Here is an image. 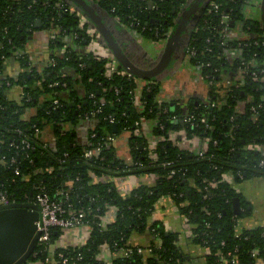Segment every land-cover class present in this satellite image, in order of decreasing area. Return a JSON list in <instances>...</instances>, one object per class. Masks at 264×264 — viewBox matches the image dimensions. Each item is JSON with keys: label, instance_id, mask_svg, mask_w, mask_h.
Segmentation results:
<instances>
[{"label": "trees", "instance_id": "obj_1", "mask_svg": "<svg viewBox=\"0 0 264 264\" xmlns=\"http://www.w3.org/2000/svg\"><path fill=\"white\" fill-rule=\"evenodd\" d=\"M58 1L0 0V193L16 197L19 206L39 209L32 201L39 185L53 198L61 197L58 191L69 193L64 204L68 213L91 210L85 218V223L92 227L86 243L77 247H57L53 253L56 262L58 255L63 253L75 258L78 264H105L98 259V254L107 244L114 254L110 264H185V255L178 243L180 232L166 230L160 221L150 222L157 202L171 197L193 241L210 249L208 264H224L218 252L227 254L229 251L235 254L238 264H264V225L240 230L238 221L249 210L235 187L246 178L264 176V166L260 164L264 160L261 151L264 147L262 68L252 66L239 87H223L227 101L222 105L215 96L217 84L222 83L225 75H236L243 60L256 55L258 63L264 62V45L261 44L264 29L244 13L251 0H205L197 19L192 18L188 23L183 34L185 45L196 50V55L189 60L209 84L211 101L193 99L187 110L179 107L172 110L157 102L155 85L146 86L142 98L138 99L136 77L128 78L127 70L120 64L118 72L108 78L107 55L77 50L83 45L89 47L94 31L91 22L82 24L75 14L60 9ZM88 1L106 23L109 24V20L119 22L155 41L170 36L183 12L182 5L189 8L193 2ZM212 1L219 4L217 9L211 7ZM154 4L157 7L151 9ZM223 11L230 13V25L242 24L248 38L231 39L224 29L217 27ZM134 18L139 25L133 24ZM38 19L40 27L36 26ZM143 25L147 30H142ZM51 27L58 30L51 40L52 46L64 47L67 42L63 38L67 36L74 39L73 44L67 43L63 57L56 58L41 73L32 68L16 78H3L1 72L8 59L15 58L23 68L29 66V58L23 53L27 38L38 28ZM257 40L261 42L255 44ZM232 50L238 52L233 58L228 54ZM67 66L76 69L85 91L83 98L72 95L68 101L58 95L74 82L63 71ZM253 71L258 77L253 76ZM208 75L214 84L209 83ZM56 82L58 84L54 85ZM14 85L22 87L20 101L10 100L6 95L7 88ZM44 94H52V98L42 101ZM54 98L60 101L57 108L53 106ZM239 105L244 106L242 111ZM28 107H37L38 112L26 121L22 115ZM186 114L193 115L192 123L183 121ZM148 117L158 121L155 128L158 142L153 151L144 136L135 133L142 119ZM202 117H206V123H201ZM86 118L94 119L95 124L88 129L86 141L82 142L71 126ZM47 124L52 128V140L43 136ZM115 125L117 132H114ZM179 129H185L189 138H209L206 149L193 151L169 140L170 132ZM124 131L131 132V164L116 156L111 141V137ZM23 140L32 147L23 149ZM99 144L101 149H97ZM88 149H93L94 154L87 159L84 153ZM151 153L156 158L150 156ZM166 162L171 164L165 165ZM131 175L153 178L151 183L142 182L123 194L117 180ZM227 175L233 178V183L224 180ZM236 198L240 202L239 213L234 210ZM112 206L118 208L117 217L107 227H102L101 217ZM146 231L154 234L157 241L149 245L153 248L151 253L140 254L129 240L132 235ZM59 235L60 229L54 227L53 244ZM127 247L134 248L129 255L123 250ZM255 250L259 260L253 256ZM48 254L39 247L30 260L53 264L46 262Z\"/></svg>", "mask_w": 264, "mask_h": 264}, {"label": "crops", "instance_id": "obj_2", "mask_svg": "<svg viewBox=\"0 0 264 264\" xmlns=\"http://www.w3.org/2000/svg\"><path fill=\"white\" fill-rule=\"evenodd\" d=\"M252 6V5H251ZM247 6L244 9V13L247 18L258 21L261 18L260 8L255 6ZM89 22V20H88ZM108 24V23H107ZM109 27L113 31L120 46L128 54L131 60L142 68H149L155 65L160 60L165 47L166 40L155 41L138 31L131 29L126 25H122L119 22L109 20ZM242 24L237 22L235 26L230 30L229 37L231 39H245L249 37V34L242 30ZM97 34L98 32L94 30ZM58 33L57 28L51 27L38 28L33 31L27 38L23 53L27 54L29 58V66L22 67L20 62L15 58L8 59L5 63L4 69L1 72L3 78H16L21 72L28 70H36L42 72L48 66H50L56 58L63 57L67 49V43L73 44V37H64V41L67 42L64 47L52 46L51 40ZM86 46L77 48L80 52L84 53ZM94 47L98 49V53L102 55H109L112 53L107 48L103 38L100 34L94 41ZM102 53H101V52ZM229 56H237L238 52L235 50L228 52ZM64 73L72 78L74 81L72 86L61 90L58 95L68 100L72 95L77 98H83L85 91L76 69L72 66L64 67ZM136 96L141 99L145 88L149 85H155L157 92L155 97L160 104H166L167 107L174 110L175 108L188 109L190 101L198 98L202 102L211 101L209 97V84L202 78L200 70L197 66L191 63L187 57L178 58L174 56L166 71L159 74L152 79L137 78ZM147 86V87H146ZM224 86L219 83L217 88L218 104H223L227 101L226 94L224 92ZM149 90V89H148ZM6 95L10 100L20 101L23 98L22 87L19 85L10 86L6 90ZM52 98V94H44L42 101H47ZM145 103V102H144ZM217 102L213 103L216 104ZM143 104L140 102L139 106ZM37 107H28L24 110L22 118L26 121L32 119L37 115ZM94 119H82L79 123L72 125V129L76 132L80 141L85 142L87 138L88 129L94 124ZM158 121L156 118L148 117L141 121L140 128H137L136 133L139 136H144L145 141L149 148H154L158 142V136L155 134V128ZM70 127V128H71ZM43 136L45 139L52 140L53 132L50 125H46L43 129ZM131 132L124 131L117 136H113L111 141L115 147L116 156L124 162L132 163V152L130 142ZM181 137V135H180ZM178 143H181L182 147L187 145L192 148L189 150L200 151L205 148L203 139L195 137L192 142L182 140L178 138ZM264 154V147L261 148ZM151 176L139 177L131 175L123 179H118V188L121 192L128 188H134L142 182H152ZM236 189L240 192L242 198L247 202V208L249 213L244 214L239 220V228L254 229L264 225V176H254L246 178L240 183L235 184ZM111 211V210H110ZM110 212L108 218L110 219ZM160 221L166 230L171 232H180L178 237L179 247L185 255V264H208L207 255L210 254L209 248L202 246L199 243H195L193 238L189 234V228L186 224L184 217L180 215L179 210L171 197L161 198L151 215L150 222ZM92 227L88 224L82 226H75L70 229L60 231V235L55 242L53 248L57 247H77L86 243ZM156 237L150 231H146L142 234L132 235L129 243L134 246H149L151 243L156 242ZM98 258L105 264H110L113 259L112 250L107 247H103L98 254Z\"/></svg>", "mask_w": 264, "mask_h": 264}, {"label": "built area", "instance_id": "obj_3", "mask_svg": "<svg viewBox=\"0 0 264 264\" xmlns=\"http://www.w3.org/2000/svg\"><path fill=\"white\" fill-rule=\"evenodd\" d=\"M260 2H261V0H251V1L248 2V4L245 6V8L248 5L249 6L253 5V3L257 7L260 8ZM210 5H211V7H214L216 9L219 7V4L216 1H212L210 3ZM58 7L60 9H62L64 12H69L71 14H75L81 20L82 24L88 22V19L74 5H72L70 3L69 4L65 3V0H59L58 1ZM156 7H157L156 4H154V5H152L151 9H155ZM184 7L185 6L182 5V9ZM220 14H221V16L219 18V22H218L217 27L224 29L225 30V34L227 33V37H229L230 30L232 29V27L230 25V13H227V12L223 11ZM135 23L137 25L140 24V22L138 21L137 18H134L133 24H135ZM142 30H147V26L143 25L142 26ZM149 30H151V28H149ZM139 33H141V32H139ZM91 36H92V41H91L89 47H85L84 48L85 49L84 53L88 54L90 52H94L97 55H102V54L98 53L99 52L98 49L93 47L95 38L97 37V34L93 31V32H91ZM262 39H263L262 42L257 40V41H255V44H259V42H261V44L264 45V33L262 34ZM239 40H243V39H239ZM240 45L243 46L242 43H240ZM186 50H187L186 51V57L188 59H190V57L196 55L195 48H192V47L188 46ZM21 53L22 52H20V54ZM107 56L109 57V63L107 64L106 74H107L108 78H111L114 73L118 72L119 63L116 61V59L114 58L113 55H111V54L108 55L107 54ZM54 62H55V60H53L52 64ZM83 65H84L83 63H80V66H83ZM252 66L253 67H261L262 69H261L260 72L261 73L264 72V62L258 63L257 57H256V55H254L251 58L243 60L240 63V66H239V68L237 70L236 75H234L233 77H229V76L225 75L223 80H222V83H220L221 86L222 85L224 87H234V86L235 87H239V86H241V84L243 83L244 75L247 72H249V70H250V68ZM126 74H127L128 78H130V79L135 77L132 73H130L128 71L126 72ZM252 74H253V76L258 77L256 71H253ZM206 77L209 79V83L210 84H214L213 80H212L213 78H211L209 75L206 76ZM57 84H58L57 82L54 83V85H57ZM218 85H219V83L217 84V86ZM103 104H104V102H102V105ZM59 105H60L59 99L58 98H54L53 99V106L55 108H57ZM243 108H244L243 105H239V111H242ZM254 109H255V107H253V110ZM193 120H194V117H193V115H190V114H186L184 116V118H183V121L185 123H192ZM200 121H201V123H206V117H202ZM136 131H137V129L135 130V133H136ZM180 135H181V137H180ZM36 136H38V133L36 134ZM93 136H95V134H93ZM178 138H182V140H185L186 142L187 141L192 142V140L195 139V137L189 138L188 133L186 132L185 129H179L177 131L170 132L169 137H168L169 140L175 141V142H178ZM111 139H112V137H111ZM208 142H209V138H203V143H204V146H205V148L203 150L206 149ZM22 144H23V146H22L23 149H29V148L32 147V145L26 140H23ZM155 147L154 148H150V150L153 151L155 149ZM183 148L191 149L192 147L187 145V146H185ZM253 148H258V147H253ZM97 149H101L100 144L97 146ZM203 150H200V151H203ZM93 154H94V150L93 149H88V150L85 151L84 157L88 159V158H91L93 156ZM150 156H152L153 158H156V155L153 154V153H151ZM170 164H171V162H166L165 163V165H170ZM260 164L262 166H264V160H262ZM15 172L19 173V171L17 169L15 170ZM224 180H227V181H229L231 183L234 182L233 178L230 177L229 175L225 176ZM36 188L39 191L35 195V197L32 199V201L39 206L38 210L40 211V218L36 222V226H37V230L40 232V237H39V241H38V247L35 250V252L39 249V247H41V251L45 250V251H47L49 253L48 256L46 257V262H50V263H53V264H78V262H77V260L75 258L67 257L63 253H60L58 255V258H59L58 262L54 261V256H53V253H54L53 246H54V244L52 243V240H51V232H52V229L54 227L60 229V231L61 230L64 231V230L70 229V228L75 227V226H82V225L87 224V223H85V218H86L87 214L91 213V210H89L88 213L84 212V211H80V212L69 211V213H68V211L66 210L64 204H65V202L67 201V199L69 197V193H67L65 191H58V194L61 197L53 198L46 191L44 186H39L38 185ZM131 190H132V188L126 187V190L123 189L122 193L123 194H128ZM25 198H26V196H25ZM18 202L19 201H18V199L16 197H12V196L8 195L6 192H1L0 193V206L1 207L17 205ZM110 210L111 211L114 210V211H113V213H111V217L109 219L108 215H110V212H111ZM66 213H68V214L66 215ZM117 213H118V208L117 207H114V206L109 207L107 212H106V214L103 217H101L100 225L102 227H107L109 224H111L112 222L115 221V219L117 217ZM89 226H91V225H89ZM238 226H239V221H238ZM189 234L192 237V234H191L190 230H189ZM157 243H159L157 245L160 246L159 239H158ZM103 247H107L108 249L111 250L110 246H108L107 244L103 245L102 248ZM123 250H124V253L126 255H129V254H131L134 251V248L133 247H127V248H125ZM136 250H137L138 253L144 254V253H151L153 251V248L151 246H146V247L137 246ZM35 252L33 253V255H35ZM209 252H210V249H209ZM258 255H259L258 251L255 250L253 252L254 258L258 259ZM113 257H114V254H113ZM218 257H219V260H221L224 264H238L235 254H233L231 251H229L227 254L218 252ZM25 264H41V262H36V261H32V260L29 259Z\"/></svg>", "mask_w": 264, "mask_h": 264}, {"label": "water", "instance_id": "obj_4", "mask_svg": "<svg viewBox=\"0 0 264 264\" xmlns=\"http://www.w3.org/2000/svg\"><path fill=\"white\" fill-rule=\"evenodd\" d=\"M74 5L91 22L93 29L103 38L107 48L116 61L128 72L137 78L152 79L166 71L173 59L174 51L179 44L183 32L186 31L188 23L194 14L202 6L205 0H193L188 8L182 9L178 24L169 34L166 40L165 50L157 63L149 68H142L135 64L120 46L117 38L109 25L98 14L88 0H65ZM261 18L258 20L264 29V0L260 2ZM36 26H41L38 19ZM233 27V25H231ZM114 132H117L116 125ZM240 202L234 200V210L239 213ZM40 218L38 209L11 205L0 208V264H25L38 247L40 232L37 230L36 222Z\"/></svg>", "mask_w": 264, "mask_h": 264}, {"label": "flooded vegetation", "instance_id": "obj_5", "mask_svg": "<svg viewBox=\"0 0 264 264\" xmlns=\"http://www.w3.org/2000/svg\"><path fill=\"white\" fill-rule=\"evenodd\" d=\"M199 10H201V9L199 8L197 10V13L194 14L192 18H194V19L196 18L197 19V17L199 16L198 13L200 14ZM187 28H188V26H187ZM187 28H186V31H187ZM183 33H185V32H183ZM186 49H187V47L185 45V37L182 36L179 44L177 45V47H176V49L174 51V56L177 55L178 58L179 57L180 58H185L186 57V51H187Z\"/></svg>", "mask_w": 264, "mask_h": 264}, {"label": "rangeland", "instance_id": "obj_6", "mask_svg": "<svg viewBox=\"0 0 264 264\" xmlns=\"http://www.w3.org/2000/svg\"><path fill=\"white\" fill-rule=\"evenodd\" d=\"M256 5L253 3V5L251 6V7H255ZM93 47H94V45H93ZM95 48V47H94Z\"/></svg>", "mask_w": 264, "mask_h": 264}]
</instances>
